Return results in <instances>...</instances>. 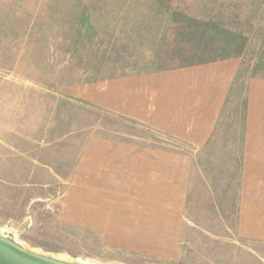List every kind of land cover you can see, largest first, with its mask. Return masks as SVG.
<instances>
[{"label": "rangeland", "instance_id": "374dc122", "mask_svg": "<svg viewBox=\"0 0 264 264\" xmlns=\"http://www.w3.org/2000/svg\"><path fill=\"white\" fill-rule=\"evenodd\" d=\"M228 56L240 58L236 90L200 149L72 92L90 79ZM249 77L264 78V0H0V235L88 264H264V237L235 233ZM43 134L60 137L47 147L68 159L93 135L188 154L186 202L173 205L183 210L172 211V229L158 220L148 242L69 221L64 182L8 191V171L20 168L22 151L42 148Z\"/></svg>", "mask_w": 264, "mask_h": 264}, {"label": "crops", "instance_id": "0c3cea01", "mask_svg": "<svg viewBox=\"0 0 264 264\" xmlns=\"http://www.w3.org/2000/svg\"><path fill=\"white\" fill-rule=\"evenodd\" d=\"M239 63L237 56H228L90 79L79 89L66 88L128 119L169 131L200 149L224 118L227 101L236 90ZM22 138V145L30 140L26 134ZM59 139L43 134L41 149L22 151L20 168L8 171L4 187L8 191L45 189L55 181L64 182L63 217L83 220L85 227L117 237L144 236L150 242L158 234V220L165 229H172V211L179 215L183 210L173 205L186 202L188 154L93 135L84 139L74 159H68L69 151L47 147ZM60 164L68 168L64 175L60 172L65 165L57 167ZM238 188L235 233L264 237L263 77H249L243 88ZM25 209L19 220L29 218ZM9 217L16 221L12 214Z\"/></svg>", "mask_w": 264, "mask_h": 264}, {"label": "water", "instance_id": "95a60500", "mask_svg": "<svg viewBox=\"0 0 264 264\" xmlns=\"http://www.w3.org/2000/svg\"><path fill=\"white\" fill-rule=\"evenodd\" d=\"M0 264H88L60 259L27 249L16 241L0 235Z\"/></svg>", "mask_w": 264, "mask_h": 264}, {"label": "bare ground", "instance_id": "6f19581e", "mask_svg": "<svg viewBox=\"0 0 264 264\" xmlns=\"http://www.w3.org/2000/svg\"><path fill=\"white\" fill-rule=\"evenodd\" d=\"M63 257V256H62Z\"/></svg>", "mask_w": 264, "mask_h": 264}]
</instances>
